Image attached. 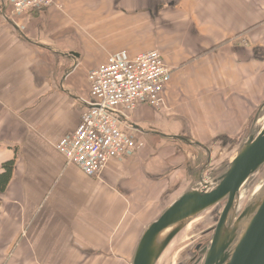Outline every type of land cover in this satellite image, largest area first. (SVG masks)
Wrapping results in <instances>:
<instances>
[{"label":"crops","instance_id":"0c3cea01","mask_svg":"<svg viewBox=\"0 0 264 264\" xmlns=\"http://www.w3.org/2000/svg\"><path fill=\"white\" fill-rule=\"evenodd\" d=\"M1 4L0 171H13L0 264H128L157 213V170L176 165L161 152H176L145 147L94 177L67 165L56 145L79 124L88 73L110 54L158 50L172 69L161 108L141 105L131 123L205 146L236 140L264 101V0H52L21 15Z\"/></svg>","mask_w":264,"mask_h":264},{"label":"water","instance_id":"95a60500","mask_svg":"<svg viewBox=\"0 0 264 264\" xmlns=\"http://www.w3.org/2000/svg\"><path fill=\"white\" fill-rule=\"evenodd\" d=\"M0 9L8 20L4 4ZM122 122L131 131L153 134L129 120ZM243 134L234 157L211 169L209 176L204 175L211 161L207 146L182 137H168L201 149L206 158L198 171V180L189 184L145 227L128 264H157L176 236L214 207H221V213L211 229L210 243L200 264H264V178L238 213L241 188L264 167V101L253 113Z\"/></svg>","mask_w":264,"mask_h":264},{"label":"built area","instance_id":"2783aa9c","mask_svg":"<svg viewBox=\"0 0 264 264\" xmlns=\"http://www.w3.org/2000/svg\"><path fill=\"white\" fill-rule=\"evenodd\" d=\"M6 1L13 14L52 5V0ZM171 74L172 69L155 49L133 57L125 52L108 55L103 65L87 75L89 98L81 109L76 130L56 145L65 163L94 177L107 162L139 152L143 142L122 120L130 121L141 105L160 109Z\"/></svg>","mask_w":264,"mask_h":264},{"label":"rangeland","instance_id":"374dc122","mask_svg":"<svg viewBox=\"0 0 264 264\" xmlns=\"http://www.w3.org/2000/svg\"><path fill=\"white\" fill-rule=\"evenodd\" d=\"M134 135L139 141L143 142L142 149L146 147L150 151H152L151 155H158V151L161 152L162 147H168L167 149L173 147L172 149L176 152L175 154L177 155L174 156L175 154L171 155L169 153L161 152V156L164 157L162 158L164 159L162 161L163 163H165L164 161H168V158H171L175 160L176 165L166 166L165 164H163L162 168L157 170L159 176L164 175L163 178L167 177V179L165 178L162 179V181L160 180L159 186H157L159 187V191L156 195L152 196L153 199L150 201V204L155 203L156 205H159L158 208H154L155 212H157L153 218L154 220L172 201H174L186 189L189 184H191L193 181L198 180V171L204 164L206 155L201 149L197 147L187 146L183 142L172 138H162L158 136L142 135L138 133H134ZM243 135H241V137L236 140L215 138L211 139L208 142H205V144L210 149L211 161L210 167L208 168L209 171H205L204 175L207 176L208 174L209 176L211 169L215 170L219 168L234 157L236 152L235 150H237L235 148L238 147ZM186 139L190 140L189 138ZM185 154L187 155L186 157ZM183 155L185 157L184 160ZM171 166L175 168L170 169ZM172 170L174 171L173 173L171 172ZM170 173H172L171 179L173 182L168 178V175ZM263 178L264 167L258 170L242 187L240 192L241 202L238 206V213L241 212L247 200L255 191V189H257V187L260 185ZM152 213L154 212L152 211ZM220 213L221 207H214L210 211L206 212L201 217L190 223L171 242L163 255L160 257L157 264H200L204 251L207 249L210 243L211 229L216 224L217 218Z\"/></svg>","mask_w":264,"mask_h":264},{"label":"trees","instance_id":"16d2710c","mask_svg":"<svg viewBox=\"0 0 264 264\" xmlns=\"http://www.w3.org/2000/svg\"><path fill=\"white\" fill-rule=\"evenodd\" d=\"M13 171V161L4 163L1 166L0 171V193L4 192L6 186L8 185Z\"/></svg>","mask_w":264,"mask_h":264},{"label":"bare ground","instance_id":"6f19581e","mask_svg":"<svg viewBox=\"0 0 264 264\" xmlns=\"http://www.w3.org/2000/svg\"><path fill=\"white\" fill-rule=\"evenodd\" d=\"M252 176H253V175H252ZM252 176H251V177H252ZM251 177H250V178H251ZM250 178H249V179H250ZM249 179H248V180H249ZM248 180H247V181H248ZM245 184H246V183H245ZM245 184H244V185H245ZM244 185H243V186H244ZM241 189H242V188H241ZM240 192H241V190H240ZM240 192H239V198H238V206H239V204H240V202H241ZM238 208H239V207H238Z\"/></svg>","mask_w":264,"mask_h":264}]
</instances>
